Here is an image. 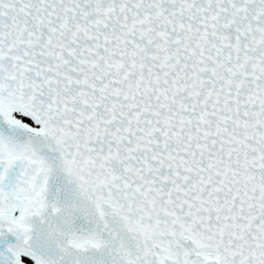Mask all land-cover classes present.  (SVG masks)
I'll use <instances>...</instances> for the list:
<instances>
[{
  "label": "snow or ice",
  "instance_id": "6c2138e0",
  "mask_svg": "<svg viewBox=\"0 0 264 264\" xmlns=\"http://www.w3.org/2000/svg\"><path fill=\"white\" fill-rule=\"evenodd\" d=\"M0 264H264V0H0Z\"/></svg>",
  "mask_w": 264,
  "mask_h": 264
}]
</instances>
